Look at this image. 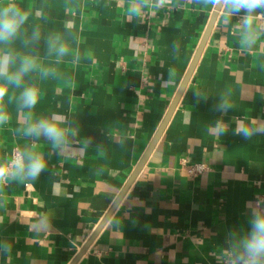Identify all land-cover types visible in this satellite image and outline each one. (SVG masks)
<instances>
[{
	"label": "crops",
	"instance_id": "1",
	"mask_svg": "<svg viewBox=\"0 0 264 264\" xmlns=\"http://www.w3.org/2000/svg\"><path fill=\"white\" fill-rule=\"evenodd\" d=\"M12 2L29 16L10 47L55 69L24 78L40 90L31 118L56 114L69 133L63 150L24 136L28 110L19 108L20 89L9 90L0 161L33 145L47 167L0 186V264H230L233 236L248 231L253 210L264 212V128L249 139L236 131L240 122L264 126V35L242 44L240 17L220 10L167 125L119 198L215 8L205 0ZM57 37L70 49L63 58L49 53ZM183 161L208 168L192 177Z\"/></svg>",
	"mask_w": 264,
	"mask_h": 264
},
{
	"label": "clouds",
	"instance_id": "2",
	"mask_svg": "<svg viewBox=\"0 0 264 264\" xmlns=\"http://www.w3.org/2000/svg\"><path fill=\"white\" fill-rule=\"evenodd\" d=\"M160 4L169 0H158ZM213 8L222 9L225 19L233 16L240 17L241 42L252 46L256 39L264 35V24L257 23L259 17H264V0H205ZM139 11L138 8L135 9ZM29 13L18 7L12 0H0V125L6 124L10 115L7 112L4 100L12 88L20 89L18 105L21 111L27 109L23 126L20 129L23 135L36 140L41 137L49 141L53 150L66 148L69 129L66 128L62 117L51 114L37 120L31 118V110L40 99V90L34 86H26L24 78L37 68L43 76L55 72L54 68H45L37 63L32 55L18 54L10 47L20 35L28 21ZM39 33H33L38 38ZM69 46L58 37L49 40V53L53 52L58 58L69 53ZM221 109L231 107L223 102ZM264 128L250 127L243 122L238 123L236 131L245 139L251 138ZM225 131L223 127L219 129ZM47 167V160L42 152L34 150L33 145H26L19 152L6 161H0V186L9 180H35ZM230 264H264V212L253 210L247 232L234 235L230 242Z\"/></svg>",
	"mask_w": 264,
	"mask_h": 264
},
{
	"label": "water",
	"instance_id": "3",
	"mask_svg": "<svg viewBox=\"0 0 264 264\" xmlns=\"http://www.w3.org/2000/svg\"><path fill=\"white\" fill-rule=\"evenodd\" d=\"M220 10H221V9H217V8L214 9V12H213V14H212V17H211V19H210V21H209V23H208V25H207V27H206V29H205V31H204V34H203V36H202V39H201V41H200V44H199L198 49H197V51H196V54H195V56H194V58H193V60H192V63L190 64V66H189V68H188L187 74H186V76H185V78H184V80H183V82H182V84H181V86H180V88H179V90H178L176 96L174 97V99H173V101H172V104H171V106H170V109H169V111H168V113H167V115H166V117H165V119H164V121H163V123H162V125H161V127H160V129H159V131L157 132V134H156L155 137L153 138V140H152V142L150 143V145H149L147 151H146L145 154L143 155L141 161L138 163L136 169L133 171V173H132V175H131V177H130V179H129L127 185H126V187H125V188L123 189V191L121 192L119 198L124 194V192L126 191V189L128 188V186L132 183V181L134 180V178L136 177V175H137V174L140 172V170L142 169V167H143V165H144L146 159L148 158V156H149L151 150H152L153 147L155 146L157 140L159 139V137H160V135L162 134V132H163L165 126L167 125V123H168V121H169V119H170V117H171V115H172V113H173V111H174L176 105L178 104V101L180 100V97L182 96V94H183V92H184V90H185V88H186V86H187V84H188V82H189V80H190V78H191V76H192V73H193V71H194V69H195V67H196V64H197V62H198V60H199V58H200V55H201V53H202V51H203V49H204V46L206 45V43H207V41H208V38H209V36H210V33H211L212 29H213V26H214V24H215V22H216V19H217V17H218V14H219ZM89 243H90V242H89ZM89 243H87V245H85V247H84V248L82 249V251L80 252V255H82V254L85 252V250H86V248L88 247Z\"/></svg>",
	"mask_w": 264,
	"mask_h": 264
},
{
	"label": "built area",
	"instance_id": "4",
	"mask_svg": "<svg viewBox=\"0 0 264 264\" xmlns=\"http://www.w3.org/2000/svg\"><path fill=\"white\" fill-rule=\"evenodd\" d=\"M263 22H264V19H263ZM16 152H19V150L13 151L12 156ZM182 166L183 168L186 169L188 175L192 177L199 176L201 173H203L208 168V166L205 163H187L184 161L182 162Z\"/></svg>",
	"mask_w": 264,
	"mask_h": 264
}]
</instances>
